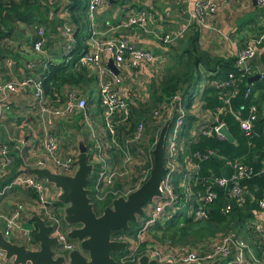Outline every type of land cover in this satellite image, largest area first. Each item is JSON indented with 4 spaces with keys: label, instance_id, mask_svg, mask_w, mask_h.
Wrapping results in <instances>:
<instances>
[{
    "label": "trees",
    "instance_id": "1",
    "mask_svg": "<svg viewBox=\"0 0 264 264\" xmlns=\"http://www.w3.org/2000/svg\"><path fill=\"white\" fill-rule=\"evenodd\" d=\"M87 10L88 0H0V56H3L7 51L2 40L16 38L21 26H27L33 30L37 25L43 28V49L50 28L54 27L55 29L56 24L61 27L65 22L74 23L76 25L75 42L69 48V59L67 61L63 59L62 62L58 63H50L42 71L44 95L49 99H46L48 100L46 102L49 105L51 103L55 104L56 93L58 97L63 96L62 92L65 86L70 87V89L71 87L83 89L82 92L84 93L85 89L88 88L86 110L88 112L94 110L102 112L104 110L103 106H93L92 88L95 84L93 77L95 75L89 71L87 66L79 64L78 61L89 47L86 42L90 35L89 24L83 22L84 18H87ZM195 26H197V23L193 22L188 26L189 31L183 34L181 38L175 43L167 44L170 61L168 65L164 66L163 72L154 71L152 73L149 88L147 91L144 90L145 93H141L138 97L135 92L126 94L129 99L127 116L123 112L115 111L109 118L120 146L119 149L114 147L109 151L110 157L107 158V163L110 170L116 169V173L112 176L111 183L107 184L110 189L101 200H97L91 193L89 196L94 204V211L99 215L105 206L110 205L112 198L126 191L134 190V183L143 175L141 168L146 169L145 166H152L153 164L152 148L161 128L166 122H169V132L177 115V112H173L169 119L157 122L153 116V111L179 94L185 116L177 145L183 143L184 148L183 152L180 150L174 157L177 166L169 173L174 200L170 206L165 207L154 222L148 224V231L154 238L158 239V242L160 241L159 243L164 241L182 245L194 243L193 247H197L196 250H200L199 252L208 248V244L213 241L212 236L217 232L224 231V235L235 232L248 241L250 247L253 248L255 258L264 261V243H262L264 236L256 232L257 241H260L253 242L250 239V237H253L252 231H254L251 223L254 219V212L259 210L258 202L264 198V172H261L264 163V74L253 83L247 82L248 77L253 74L251 70L257 72L256 65L259 63L264 65V52L259 51L256 58L250 61V73H246L236 66V55L224 56L203 47L199 41L200 32ZM251 29L257 30L255 26ZM36 31L37 28L35 29L32 45L36 40L41 39ZM242 40L244 41L245 38H242ZM158 41L163 46L164 43ZM8 48V51H11L10 47ZM10 51L7 53L8 55L11 54ZM229 73L234 75L232 85L222 89L216 88L213 82L225 80ZM145 94L147 98H143ZM197 96V101L200 103V114L194 111L196 109L193 106ZM226 98H229L228 103ZM251 106L256 107L257 117L253 121V133L250 137H247L239 126L238 118H245ZM207 116L208 119L205 120ZM140 122L143 124L142 138L131 144L129 152L132 154V162L140 161L143 164L141 167L136 164L126 166L128 174H122L125 171V167L122 165L125 158L123 151L125 139L131 137ZM196 122L197 125H195ZM220 123L227 126L235 139L234 143H230L225 138H219L215 131L209 136L202 134L203 129L212 128ZM109 131L107 128V132L111 133ZM141 149L144 150L145 156L140 153ZM208 150L213 151V154L208 158L194 157V153L197 151L204 153ZM15 158L16 162L0 178V189L9 185L18 173L16 169L21 163V159L18 156ZM236 159L254 169V173L249 178L241 180L239 183L244 189L242 201H237L236 198L231 196V183L226 187L213 184L215 177L222 176L221 168L224 167L226 160ZM163 160L164 165L169 160L167 136L164 143ZM188 160L196 165L191 172L185 170V163ZM136 172H138L137 175H135ZM167 174L168 172L165 173V175ZM12 187L9 193L24 196L23 198L15 197L13 199L15 205L25 203L27 199H34L36 195L31 188ZM88 188L91 190L92 185L89 184ZM187 188L192 192L190 202L186 201ZM208 188L217 193V197L209 205V210L211 209L212 212L209 211L207 219L195 220L189 211L190 206L197 207L196 192H204ZM7 191L3 196H8ZM3 196H0V199ZM228 202L232 204V209L229 213H223L222 210ZM53 205L56 207L57 205L61 206L57 201ZM51 211L54 213L53 208ZM54 216H56L62 228L66 230L67 226L61 215L54 213ZM25 222V226L35 230L36 227L30 219L26 218ZM142 225L137 224V222L129 223L127 232L115 230L111 234L112 239L124 235L134 237L137 230L142 228ZM67 239L74 242L71 238L67 237ZM202 241H204V245L199 246ZM147 242L139 244L137 255L142 252ZM189 249L192 250L191 247ZM127 251L114 253L112 256L119 264H131V261L120 260V257ZM263 261H261V264H264Z\"/></svg>",
    "mask_w": 264,
    "mask_h": 264
},
{
    "label": "built area",
    "instance_id": "2",
    "mask_svg": "<svg viewBox=\"0 0 264 264\" xmlns=\"http://www.w3.org/2000/svg\"><path fill=\"white\" fill-rule=\"evenodd\" d=\"M188 1L189 0H179V3L183 4L184 2ZM255 1L259 7H264V0ZM106 2L107 0H88L89 16L92 17L93 13L98 8L105 5ZM216 10L217 6L213 0H196L194 3V10L189 17L187 26L195 22L198 23L200 25L199 27L201 28L209 27L211 18ZM122 15L123 17L120 25L124 28H129L132 26H139L143 28L149 19V14L145 9L135 8L131 5L124 7ZM212 31H214V29ZM43 32V28L39 26L36 33L41 37V39L36 40L33 44V48L36 51H41L42 49ZM62 35L67 44L73 42L72 30L69 26L64 25ZM154 36L165 44L173 43L182 36V31L171 33L165 32L162 34H158L156 32ZM262 39H264V35H261L257 40H254L252 43L247 44L246 46L239 49L238 53L236 54L235 62L238 68L244 70L246 73H250L249 63L256 57L257 54L255 45L259 44ZM109 59H112L114 66L118 69V74H114L106 66V61ZM78 61L79 64L88 66L94 72V75L97 78V88L99 89L100 93L99 102L101 106L105 108L106 126L110 130V134L114 136V143L105 147H102L99 142H96L98 140L95 138L97 154L98 157L102 159L103 164L99 172L100 175H98L92 186L95 192V194H93L94 197L97 200H101L104 195L99 196L98 194L100 186L111 183L112 176L116 173V169L110 170L109 165L104 158L107 155L106 151H109V148H112L113 146H120L119 142L115 139V134L111 127V121L109 118L115 111L123 112L125 116H127L128 113L129 99L127 98L126 94L120 92L118 88L123 81L124 75L131 76L134 74L132 71L137 70L142 64L153 65L157 59L150 50L134 47L128 42L127 39L123 38L117 40H107L102 44L95 45L91 51L89 50L82 54ZM233 80V73H229L225 80L214 81L213 84L216 88L222 89L230 87ZM23 86H30L33 89L35 104L39 113L45 115L48 118L43 124L44 136L41 146L44 153L42 161L39 164L43 165V159H48L53 166L58 168V172L69 174V172H71L75 167V153L71 151V154L65 155L63 157L58 155L57 143L53 134L49 132V126L52 124V118L54 117L58 118L61 116H69L76 111H81L84 114L85 124L90 129H92L90 119L86 113L87 103L85 97L80 95L77 97V93L73 89L69 90L65 97L64 104L61 107L54 108L46 102L44 88L42 86V78L27 77L22 80L8 81L0 84V92L2 93L0 98V108L3 106L7 108L8 106L4 100L7 98L8 94L16 91L18 87L21 88ZM145 89L146 88H142V91ZM143 96V98H147L146 94ZM226 102H229V98H226ZM173 112H177V115L174 118L172 128L169 130V132H167V151L169 160L165 165V173L168 172V174H164L165 176H163L160 184L163 196L162 198L155 199L153 206L149 208L150 210L147 209L148 218L144 221L142 227L154 222L155 218L163 212L166 206H170L174 200L169 173L172 172L177 166L174 157L180 152V150L182 151L180 143L178 144L179 146L177 145L179 135L181 134L183 128L185 116V111L181 106V96L179 94L175 95L170 101L162 104L159 108L153 111V116L156 118L157 122H163L166 119H169ZM256 113V107L251 106L245 118H238L239 126L244 135L247 137H250L253 133V121L257 117ZM221 124L223 123L214 125L212 128L203 129L202 134L209 136L213 131H215L219 138L224 139V135L218 132V128ZM193 132L194 131H192V133ZM142 134L143 124L140 122L137 124L136 129L132 133L131 137L125 139L123 145L125 147L123 150L125 158L122 163V165L125 167V171H123L122 174H128L126 166H132L134 164L138 165L139 167L142 166L143 163L140 161L132 162V154L129 152L131 144L138 142L142 138ZM140 153L142 156H145L143 149L140 150ZM0 154L2 155L1 165L2 167H6L11 162V158L8 154V147L6 145H3L0 148ZM212 154L213 151L211 150H208V152L204 153L197 151L194 153V157L208 158ZM188 163L192 162L189 160ZM192 164L193 168H195L196 165L194 163ZM152 166H145L146 169L141 168L143 175L136 183H134L135 188L139 187L148 178ZM224 166H228V176L215 177L213 184L218 185L219 187H226L229 183H231V196L236 198L237 201H242L244 189L239 183L241 180L249 178L254 173L253 167L247 166L237 159L226 160ZM138 172H136L135 175H137ZM261 172H264V163L261 167ZM14 185L31 188L36 194L35 200L34 204H27L26 202L16 204L10 215L8 217H4L5 223L1 229L3 236L6 239H10V237L19 238L21 243L25 244L26 248L31 250L37 249L38 244L37 242L33 241L34 230L30 227L24 226V224L21 222L22 213L25 210L30 209L37 214L42 215L46 223L52 225L50 235L57 237L63 250L68 252L69 250L73 249L75 244L67 239L66 230L62 228L58 222V219L50 210L52 202H50L48 199L45 183L33 175H18L13 181H11L10 185L0 189V194H3L6 188ZM93 190L91 189V191ZM186 190V201L190 202L192 192L189 190V188ZM130 191L132 190L126 191L121 195H126ZM216 197L217 193L209 188L204 192H196L195 201L197 202L198 206L194 207L191 205L189 210L195 220L208 218L210 208L209 205ZM258 204L259 210L254 212V219L251 223L253 225V229L264 236V214L262 215V212L264 213V198L259 200ZM231 209L232 204L228 202L224 206L222 212L229 213ZM120 239H124V237H120ZM199 251L193 249H182L178 252H171L161 250L159 248H152L146 252L150 257L155 258L158 263L170 260L173 264H185L189 262L210 264L214 260H219L218 264H245L247 262L248 256H251L253 261L259 262V260L255 258L253 250L235 232H229L225 235H221L219 238H215L214 241H211L208 244L207 249L202 252ZM4 254L5 252L0 248V264H12L11 259L8 261L4 260ZM131 256H133V254ZM25 264L31 263L26 262Z\"/></svg>",
    "mask_w": 264,
    "mask_h": 264
},
{
    "label": "crops",
    "instance_id": "3",
    "mask_svg": "<svg viewBox=\"0 0 264 264\" xmlns=\"http://www.w3.org/2000/svg\"><path fill=\"white\" fill-rule=\"evenodd\" d=\"M121 1V3H117L118 0H107L105 5L98 8L93 13L92 17L89 16L87 10V18H84L83 21L84 23L88 22L90 31V35L86 40L87 44L89 45L87 51H91L95 47V45L102 44L107 40H117L125 38L134 47L150 50L155 57H158L161 60L159 66L162 65V67H155L157 61L153 65L142 64L137 70L132 71L134 73H132L133 75L123 76V81L118 88L119 91L125 94H128V92H135V95L138 97L139 95H141V93H145L148 90L150 79H152V73L154 71L158 73L163 72L164 66L168 65L170 61V56L167 53V44L170 43H164L162 46V44L159 43L154 34L156 32L158 34H162L165 32L171 33L182 31L183 36V34L189 31V27L187 26V24L189 21V17L194 10V3L196 0H189L188 2H184L183 4L179 3V0ZM213 1L217 6V10L211 18L210 26L207 28H201L199 27L200 25L198 23L197 26H195L200 32L199 41L203 47L209 48L213 53L224 55L219 48L221 47V43H224L225 46L227 43L230 49H228V53H226V55L224 56L233 54L236 55L239 49L242 48V46H246L247 44L252 43L254 40H257L261 35H264L262 34L264 33V15H260L259 18L260 25L259 27H257V30L259 28H262L260 31L252 30L251 27L246 28L247 20H249L250 18L248 15H251L252 17L255 6L258 7L255 0ZM129 5L134 6L135 8L145 9L148 12L149 19L143 28L139 26L124 28L120 25L123 17V9L125 6ZM71 23L65 22L61 25V27L57 26L56 24L55 29L54 27L50 28L48 37L44 42L46 43L45 47L41 49V51L34 50L32 45L33 39L35 37V29L40 25H37L34 30L28 28L27 26H21L20 32H18V36L16 38L3 39L2 43L4 44L7 51L3 56H0V84L8 81L22 80L27 77L41 78L42 71L47 68L48 64L62 62L63 59L67 61L69 59V48L75 42L74 33L76 30V25L74 23ZM242 23H244L242 28H238L239 24ZM64 25L69 26L72 30V43L67 44L64 40V37L62 35ZM213 29L214 31H212ZM231 33H233V35H231ZM229 35L231 36L229 37ZM242 38H245V40L243 41ZM8 47H10L11 49V51L9 50L11 53L10 55L7 54L9 53ZM255 47L257 50V54L259 51L264 52V39H262L259 44H256ZM108 61L109 60L106 61L107 67ZM87 68L91 73L94 74V72L88 66ZM263 68L264 65L262 63H259L258 65H256L257 72H253L252 70L251 72L253 74L258 73L261 77L262 74H264ZM93 77L95 82L93 86L97 87V78L96 76ZM142 88H146V91H142ZM72 89L77 93V97H79L80 95L87 99L89 92L88 88L85 89L86 91L84 93L82 92L83 89L77 87H71L70 89V87L65 86L62 92L63 96L58 97L56 93L57 99L55 100V104L51 103V106L54 108L61 107L64 104L67 92ZM1 96L2 93L0 92V98ZM197 98L198 96L196 97V100H194L193 106L196 109L194 111L200 114V103L197 101ZM45 99L48 98L45 97ZM4 102L8 107L6 108L3 106L2 108H0V148L3 145H6L8 147V154L11 158V162L6 167H2V155L0 154V178H2L4 176L3 174H5V172H7L13 166L16 156L21 159L20 152L22 150H26L28 153L27 161L25 163L21 159V163L16 169V172L18 173L14 176V178L18 175H31L24 172L23 170H19L21 165L26 167H47L53 171L58 172V168L53 166L48 159H43V165L39 164L42 161L44 153L41 146L44 136L43 124L44 121H46L48 118L45 115L39 113L38 108L35 104L33 89L30 86H23L21 88L18 87L16 91L8 94ZM99 105H101L99 101L93 102L94 107ZM94 111L88 112L86 110V113L88 114L91 122L92 129H90L85 124L84 114L81 111H76L69 116L52 118V124L49 126V132L55 137L58 155L60 157L71 154V151L75 153L76 157L79 137L83 138L85 144L88 138L94 145L96 141L95 138H97L98 141L96 142H99L102 147L110 146L114 143V136L107 132V126L105 122V108L102 112H99V110L95 112ZM97 113L100 114V119L96 118ZM207 119L208 116L205 120ZM195 125H197V122L195 123ZM115 139L117 140L116 136ZM114 147L116 149H119L116 146H113L112 148ZM181 147L183 152V143ZM112 148L109 149L112 150ZM109 151H106L107 158L110 156ZM188 161H186L185 163V170L187 169V171L191 172L193 170V164L188 163ZM74 169L69 173H72ZM14 178L12 179V181L14 180ZM42 181L46 185L48 199L50 200V202H52L50 209L52 210L53 208L54 213H58L62 217L61 206L60 208H57L55 205H53V203L56 201L55 198L58 194V190L55 189L52 184L46 183L45 180ZM11 187L6 188L4 190V193L0 194V196H3ZM10 194L12 193H9L8 196H3L0 199V207L2 209V212L0 213V230L3 228L5 223L4 217H8L16 206L12 199H14L15 197H24L18 196V194L15 193L12 195ZM34 200L35 197L31 200L27 199L26 203L34 204ZM31 214L39 215L44 219L42 215L37 214L30 209H27L22 213L21 218V222L22 224H24V226L26 223V218L30 219ZM263 214L264 213L262 212V215ZM252 233H256V231L254 230L252 231ZM220 236H218L217 238H219ZM238 236L242 238L241 235ZM7 240L18 245H25L24 243H21V240H19V238L10 237V239ZM244 241L250 247L248 241ZM259 241L260 240H258L257 242ZM262 243H264V240L262 241ZM250 248L253 250L252 247ZM245 264L255 263H250L247 260Z\"/></svg>",
    "mask_w": 264,
    "mask_h": 264
},
{
    "label": "water",
    "instance_id": "4",
    "mask_svg": "<svg viewBox=\"0 0 264 264\" xmlns=\"http://www.w3.org/2000/svg\"><path fill=\"white\" fill-rule=\"evenodd\" d=\"M109 69L118 74L112 59L107 63ZM260 78L256 73L248 77L247 82L253 83ZM169 122H166L152 149L153 166L148 178L137 188L126 195L112 198L110 205L105 206L97 215L94 204L89 196L90 175L95 165L87 161L88 148L83 138H78L76 167L72 173H61L44 167L20 166L23 170L38 179L45 180L58 190L55 200L61 204L62 219L66 227V235L74 240L75 247L68 252L62 249L57 237L50 235L52 225L45 222L39 215L31 214L30 220L35 225L33 241L38 248L31 250L23 244H15L7 240L0 230V248L5 252L4 260L11 259L12 264H119L112 256L114 253L126 251L129 242L126 239H112V232L121 230L127 232L129 223H136L138 217L144 214V206L157 198H162L161 181L165 174L163 160L164 143ZM218 132L225 139L234 143L235 139L225 124H221ZM221 174L228 176V166L221 168ZM212 212V210H209ZM214 260L210 264H218ZM135 264H173L170 260L158 263L148 254H141ZM185 264H200L189 262Z\"/></svg>",
    "mask_w": 264,
    "mask_h": 264
},
{
    "label": "rangeland",
    "instance_id": "5",
    "mask_svg": "<svg viewBox=\"0 0 264 264\" xmlns=\"http://www.w3.org/2000/svg\"><path fill=\"white\" fill-rule=\"evenodd\" d=\"M121 2H122L121 0H118L117 3H121ZM260 15H264V8H259V7L255 6V8L253 10L252 17H251V15H248L250 18H249V20H247L246 28H249V27L253 28V26H255L256 28L259 27V25H260V23H259ZM243 25H244V23L239 24L238 28H242ZM231 35H233V33H231ZM231 35H229V37ZM219 49L222 51V53L224 55H226V53H228V49H230V48L227 45V43H226V46H225L224 43H221V47ZM157 58L158 57H156V59ZM160 63H161V60L158 58L155 67L159 66ZM159 67H162V65L159 66ZM159 67H157V68H159ZM99 96H100L99 89L96 86H93V88H92V99H93V101L94 102L99 101ZM96 118L100 119V114L99 113L96 114ZM193 127L195 128L196 126H193ZM86 144L88 146V158H87V161L88 162H93V164L95 165L93 173L89 176L91 178L90 179L91 183H89L90 186H91V185L94 184V182H95L96 178L98 177V175H100L99 172L101 170V166H102L103 162H102V159L97 156V154H96L97 153V147L92 143V141L87 138ZM20 157L26 163L27 157H28L27 151L26 150H22L20 152ZM104 158L107 161V157H104ZM15 162H16V158H15ZM15 187L16 186L14 185L12 188H15ZM100 187H101V189L99 188V191H98L99 196L104 195L110 189V186H108L107 184L106 185H102ZM10 190H11V188L8 189L7 192L8 193L11 192ZM12 194H14V193H12ZM12 194H10V195H12ZM153 204H154V201L153 202H149V203H147L144 206V214L141 215L140 218H138L137 224L142 225V223H144V221L148 218L147 217V209L151 208L153 206ZM57 208H60V206L57 205ZM1 212H2V209L0 207V213ZM147 226H148V224H147ZM147 226L145 225L142 228H140L139 230H137V232L135 233L136 236H134V237H129V236H126V235L123 236L124 239L128 240L129 246L127 248L128 251L123 256L120 257L121 260H123V261L128 260L129 262L130 261L132 262L131 264H135L137 257H139L141 254H147L146 251L147 250L149 251L152 248H159L161 250L171 251V252H178V251H180L182 249H189L190 247L193 250L197 249V247H193L194 243H188L187 245H182V244H179V243H174V244L172 243L171 244V242L169 243V241H164L162 243H159L160 241L158 242L157 241L158 239L154 238L152 236V234L148 231ZM142 229H144V230H142ZM223 232L222 231L217 232L218 234L216 233L215 235L212 236V238H213L212 240L214 241V239L217 238L218 236L224 235L225 232L224 233ZM241 237H242V235H241ZM250 239H252L254 242L257 241V236L255 235V233H253V237H250ZM146 241H148V242L146 243L144 249L142 250V252H139V254L137 255V248L140 247L139 244L141 245V243L146 242ZM203 242L204 241L200 242L199 246H203L204 245ZM73 243L75 244L76 242L74 241ZM130 252H133V253H130ZM132 254L134 255V257L131 256ZM135 255H136V257H135ZM247 260H248V262L255 263V264H261L262 263L261 261H263V260H259V262L253 261L251 256H248Z\"/></svg>",
    "mask_w": 264,
    "mask_h": 264
},
{
    "label": "flooded vegetation",
    "instance_id": "6",
    "mask_svg": "<svg viewBox=\"0 0 264 264\" xmlns=\"http://www.w3.org/2000/svg\"><path fill=\"white\" fill-rule=\"evenodd\" d=\"M92 190H93V186H92ZM92 195L95 194L94 190L90 192ZM121 236H118V238H114V239H120ZM122 238V237H121Z\"/></svg>",
    "mask_w": 264,
    "mask_h": 264
}]
</instances>
